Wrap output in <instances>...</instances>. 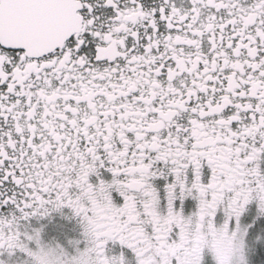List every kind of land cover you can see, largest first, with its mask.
<instances>
[{"label":"snow or ice","instance_id":"1","mask_svg":"<svg viewBox=\"0 0 264 264\" xmlns=\"http://www.w3.org/2000/svg\"><path fill=\"white\" fill-rule=\"evenodd\" d=\"M0 264H264V0H0Z\"/></svg>","mask_w":264,"mask_h":264}]
</instances>
